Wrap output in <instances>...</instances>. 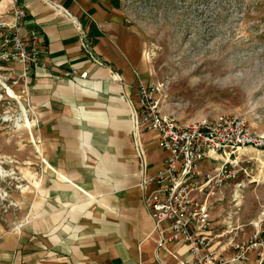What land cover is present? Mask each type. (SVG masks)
<instances>
[{
    "label": "crops",
    "instance_id": "1",
    "mask_svg": "<svg viewBox=\"0 0 264 264\" xmlns=\"http://www.w3.org/2000/svg\"><path fill=\"white\" fill-rule=\"evenodd\" d=\"M19 2L27 12L22 34L38 31L46 64L28 79L31 104L65 134L57 135L65 146L62 164H46L62 181V191L73 187L83 196L66 204L59 193L56 208L32 210L18 228L0 216V264H181L184 244L160 251L157 260L158 236L144 204L154 188L140 187L144 172L162 169L166 153L157 134L139 130V141L135 136L128 101L139 83L158 82L145 36L130 22L123 0ZM10 3L0 1L2 14ZM67 13L88 33L102 66L83 52ZM75 67L77 75L71 73ZM79 71L88 77L80 78ZM115 74L121 82L112 79ZM65 160L74 161L73 167L66 168Z\"/></svg>",
    "mask_w": 264,
    "mask_h": 264
},
{
    "label": "rangeland",
    "instance_id": "2",
    "mask_svg": "<svg viewBox=\"0 0 264 264\" xmlns=\"http://www.w3.org/2000/svg\"><path fill=\"white\" fill-rule=\"evenodd\" d=\"M123 3L130 22L145 36L153 83L164 85L169 114L184 121L237 116L264 139V0ZM7 75L14 78L0 84V216L18 228L32 210L56 208L59 193L66 204L83 195L73 187L62 191V181L46 164H62L65 146L57 135L64 136V130L33 109L28 81ZM5 87L20 100L7 96ZM24 109L33 123L30 130L22 127ZM131 138L133 145L134 133ZM252 157L248 173L211 200L219 249L245 240L264 222V149ZM73 165L65 160L66 168Z\"/></svg>",
    "mask_w": 264,
    "mask_h": 264
},
{
    "label": "built area",
    "instance_id": "3",
    "mask_svg": "<svg viewBox=\"0 0 264 264\" xmlns=\"http://www.w3.org/2000/svg\"><path fill=\"white\" fill-rule=\"evenodd\" d=\"M12 1L10 9L0 14L2 82L13 77L8 73L28 81L34 70L46 66L38 31L22 34L27 12L19 0ZM66 15L78 30L83 52L102 66L82 24ZM77 71L75 67L71 73L77 75ZM78 75L86 79L88 72L79 71ZM114 77L121 82L118 74ZM163 98V84L139 83L130 100L137 129L157 134L158 147L166 153L162 169L155 174L144 172L140 183L144 191L154 188L144 196V204L158 236L157 260L160 251L184 244L188 250L181 264H264V222L245 240L219 249L211 212V200L241 173H248L252 153L264 149V139L237 116L178 120L166 111Z\"/></svg>",
    "mask_w": 264,
    "mask_h": 264
},
{
    "label": "bare ground",
    "instance_id": "4",
    "mask_svg": "<svg viewBox=\"0 0 264 264\" xmlns=\"http://www.w3.org/2000/svg\"><path fill=\"white\" fill-rule=\"evenodd\" d=\"M12 3H13V1L11 0V3H10V6H12ZM9 6V7H10ZM1 13V12H0ZM2 14V13H1ZM115 82H118L119 83V80L118 79H116L115 77L114 78H112ZM0 84L3 86L4 84H3V82L1 81V79H0ZM5 89L7 90V96H9V97H11V98H13V99H15V100H20V96H18V95H16L13 91H11L10 90V88H6L5 87ZM24 100V99H23ZM19 102V101H18ZM130 104H131V101H128ZM22 107V106H21ZM131 107H132V111H133V116H134V124H135V136H136V139H137V141H139V136H140V134H139V130L137 129V127H136V124H137V117H136V113H135V111H134V108H133V106H132V104H131ZM22 111V110H21ZM23 119H24V124L22 125V127H25V128H27V129H32V126H33V123L29 120V118H28V115H27V112H26V110L24 109V113H23ZM21 121V120H20ZM33 139V138H32ZM39 151V150H38ZM47 163V162H46ZM48 167L49 168H51L49 165H48ZM258 224H256V226H257Z\"/></svg>",
    "mask_w": 264,
    "mask_h": 264
}]
</instances>
